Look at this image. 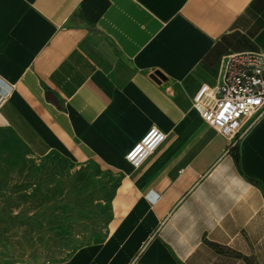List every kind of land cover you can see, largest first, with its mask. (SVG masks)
Segmentation results:
<instances>
[{"label":"crops","instance_id":"crops-1","mask_svg":"<svg viewBox=\"0 0 264 264\" xmlns=\"http://www.w3.org/2000/svg\"><path fill=\"white\" fill-rule=\"evenodd\" d=\"M248 50L264 0H0V130L119 178L103 239L54 264H264V115L227 150L191 103Z\"/></svg>","mask_w":264,"mask_h":264},{"label":"rangeland","instance_id":"rangeland-1","mask_svg":"<svg viewBox=\"0 0 264 264\" xmlns=\"http://www.w3.org/2000/svg\"><path fill=\"white\" fill-rule=\"evenodd\" d=\"M118 182L94 161L35 156L0 130V264L62 263L100 242Z\"/></svg>","mask_w":264,"mask_h":264},{"label":"built area","instance_id":"built-area-1","mask_svg":"<svg viewBox=\"0 0 264 264\" xmlns=\"http://www.w3.org/2000/svg\"><path fill=\"white\" fill-rule=\"evenodd\" d=\"M192 107L232 150L242 135L264 115V53L242 51L221 57L214 84H201L191 98ZM165 134L151 127L125 154L138 168L164 141Z\"/></svg>","mask_w":264,"mask_h":264},{"label":"trees","instance_id":"trees-1","mask_svg":"<svg viewBox=\"0 0 264 264\" xmlns=\"http://www.w3.org/2000/svg\"><path fill=\"white\" fill-rule=\"evenodd\" d=\"M234 149V148H233ZM236 159H237V161H238V156H236Z\"/></svg>","mask_w":264,"mask_h":264}]
</instances>
